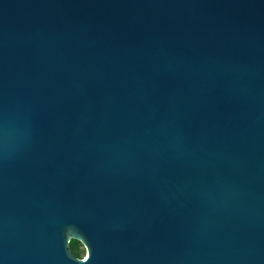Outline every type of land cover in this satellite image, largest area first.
Here are the masks:
<instances>
[{
    "label": "water",
    "instance_id": "1",
    "mask_svg": "<svg viewBox=\"0 0 264 264\" xmlns=\"http://www.w3.org/2000/svg\"><path fill=\"white\" fill-rule=\"evenodd\" d=\"M0 264H264V0H0Z\"/></svg>",
    "mask_w": 264,
    "mask_h": 264
},
{
    "label": "trees",
    "instance_id": "2",
    "mask_svg": "<svg viewBox=\"0 0 264 264\" xmlns=\"http://www.w3.org/2000/svg\"><path fill=\"white\" fill-rule=\"evenodd\" d=\"M69 248H70V251L71 253L75 256V257H81V253H82V250H81V245H80V242L78 240H75V239H71L69 241Z\"/></svg>",
    "mask_w": 264,
    "mask_h": 264
},
{
    "label": "flooded vegetation",
    "instance_id": "3",
    "mask_svg": "<svg viewBox=\"0 0 264 264\" xmlns=\"http://www.w3.org/2000/svg\"><path fill=\"white\" fill-rule=\"evenodd\" d=\"M80 245H81L82 253H81V257H78V258H83L85 256V248L81 243H80Z\"/></svg>",
    "mask_w": 264,
    "mask_h": 264
}]
</instances>
